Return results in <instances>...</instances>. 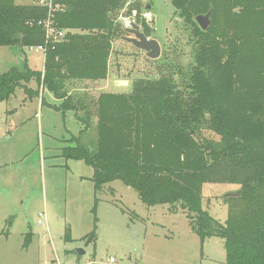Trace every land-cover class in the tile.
Instances as JSON below:
<instances>
[{
    "label": "trees",
    "instance_id": "trees-1",
    "mask_svg": "<svg viewBox=\"0 0 264 264\" xmlns=\"http://www.w3.org/2000/svg\"><path fill=\"white\" fill-rule=\"evenodd\" d=\"M127 1L53 0L60 7L48 11L33 0H0V46L46 45L42 70L24 63L0 73V101L18 87L38 95L26 86L34 78L60 100L47 105L63 115L72 110L82 122L60 155L92 168L95 192L119 179L148 205L186 212L201 240L223 238L225 264H264V0H170L194 42L192 63L178 68L181 83L160 73L136 79L130 92H101L83 104L67 85L106 78L112 41L127 34L116 20ZM209 10L202 30L195 16ZM47 16L67 31L63 40L46 43L38 22ZM142 32L150 36L147 26ZM93 125L89 148L81 138ZM206 183L238 186L239 195L224 194V222L204 207ZM64 239H71L68 228ZM29 240L26 234L23 245Z\"/></svg>",
    "mask_w": 264,
    "mask_h": 264
},
{
    "label": "rangeland",
    "instance_id": "rangeland-1",
    "mask_svg": "<svg viewBox=\"0 0 264 264\" xmlns=\"http://www.w3.org/2000/svg\"><path fill=\"white\" fill-rule=\"evenodd\" d=\"M131 9L136 10L139 29L147 26L148 37L158 40L160 56L150 59L122 38L114 39L104 80L67 85V93L83 104L101 92H130L136 79L160 73L172 74L180 84L178 68L184 70L192 63L190 28L174 12L170 0H128L117 12V22ZM143 10L151 14L148 23L141 19ZM16 48L30 68L42 70L41 51ZM11 51L12 47L0 46V73L24 65ZM115 80L127 84H115ZM26 86L39 94L28 96L18 87L0 101V264H225L224 239L210 236L201 240L191 229L186 212H170L168 204L148 205L119 179L95 192L89 179L92 168L60 155L62 146L74 144L67 140L79 134L82 122L72 110L63 115L50 108L46 101H60L34 78ZM78 113L84 114V109ZM95 140L93 125L81 142L93 148ZM237 187L203 184L204 207L220 222L227 217L224 194ZM66 228L70 240L64 239ZM92 230L94 238L87 242L85 236ZM26 234L30 240L24 246ZM78 248L83 250L80 255Z\"/></svg>",
    "mask_w": 264,
    "mask_h": 264
},
{
    "label": "water",
    "instance_id": "water-1",
    "mask_svg": "<svg viewBox=\"0 0 264 264\" xmlns=\"http://www.w3.org/2000/svg\"><path fill=\"white\" fill-rule=\"evenodd\" d=\"M150 5L146 4L145 9H149ZM210 12L209 10L205 14H198L195 16V21L198 26L205 30L210 25ZM127 33L126 35L122 36L121 38L126 42L132 44L136 48L143 50L145 52L146 57L150 59H157L160 56L161 48L160 44L157 39L147 37L140 29L138 24L132 25L131 28L124 29ZM114 83L116 84H127L126 80H115ZM226 196H237L239 195V191H228L225 193ZM77 253L80 255L83 253L81 248L77 249Z\"/></svg>",
    "mask_w": 264,
    "mask_h": 264
},
{
    "label": "built area",
    "instance_id": "built-area-1",
    "mask_svg": "<svg viewBox=\"0 0 264 264\" xmlns=\"http://www.w3.org/2000/svg\"><path fill=\"white\" fill-rule=\"evenodd\" d=\"M33 2L46 6L48 11H51L52 9H58L60 7V5L54 3L53 0H33ZM131 10L132 11H127L126 13H123L121 16L118 17L119 23L124 29L131 28L132 25L138 24L136 10ZM141 19L144 20V22L146 21L148 23V21L151 19L150 12L147 10H143V13L141 14ZM38 23L41 24L44 29L46 43H54L63 40L67 32L65 29H58L53 27L50 16H47L45 20H40ZM29 50L41 51L44 54L46 51V45L31 46L29 47L28 51ZM109 261L112 262L113 258L110 257Z\"/></svg>",
    "mask_w": 264,
    "mask_h": 264
},
{
    "label": "crops",
    "instance_id": "crops-1",
    "mask_svg": "<svg viewBox=\"0 0 264 264\" xmlns=\"http://www.w3.org/2000/svg\"><path fill=\"white\" fill-rule=\"evenodd\" d=\"M12 53H15L16 55H19L20 57V59H21V61H23V63H26V58H24L23 56H22V52L20 51V50H18L16 47H12V51H11ZM27 64V63H26ZM32 69V68H31ZM35 70V69H34ZM53 97V96H52ZM54 98V97H53ZM54 99H56V98H54ZM58 102L60 101L59 99H56ZM45 103V102H44ZM46 103L47 104H52V103H48L47 101H46ZM49 106V105H48ZM50 107V106H49ZM51 108V107H50ZM53 109V108H52ZM92 173V172H91ZM21 247H22V245H21Z\"/></svg>",
    "mask_w": 264,
    "mask_h": 264
}]
</instances>
